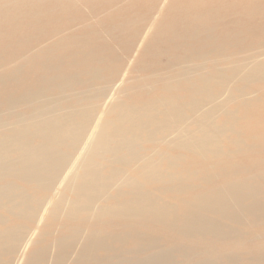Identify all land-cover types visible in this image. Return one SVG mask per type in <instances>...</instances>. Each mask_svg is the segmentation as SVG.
Instances as JSON below:
<instances>
[{
  "label": "bare ground",
  "instance_id": "bare-ground-1",
  "mask_svg": "<svg viewBox=\"0 0 264 264\" xmlns=\"http://www.w3.org/2000/svg\"><path fill=\"white\" fill-rule=\"evenodd\" d=\"M183 37L192 38L190 30ZM94 70L84 55L67 68L41 62L34 78L23 75L19 100L0 105V264H264V174L249 180L240 167L226 171L231 153L247 144L264 145L263 117L250 125L256 138L250 135L245 143L239 131L228 136L232 123L211 119L215 109L231 113L229 102L246 92V83L264 82V56L234 61L230 72L215 69V76L186 68L164 85L172 89L173 80H186L187 99L116 102L106 117L91 99L58 107L57 101H43L14 111ZM209 79L217 87H209ZM143 130L151 131V139L160 131L170 148L141 152ZM173 149L188 152L190 168L205 170L195 175L206 180L205 190L176 175L185 154ZM212 165L225 166L224 173L212 179ZM158 182L173 183L180 192L176 205L168 203L167 193L161 195L171 194L167 186H153ZM236 222L256 226L247 258L233 251L232 242L240 238L229 226Z\"/></svg>",
  "mask_w": 264,
  "mask_h": 264
},
{
  "label": "rangeland",
  "instance_id": "rangeland-1",
  "mask_svg": "<svg viewBox=\"0 0 264 264\" xmlns=\"http://www.w3.org/2000/svg\"><path fill=\"white\" fill-rule=\"evenodd\" d=\"M193 17L197 20L192 22ZM184 30H190L192 38L185 39ZM0 39V105L19 100L23 75L27 74L28 80L34 78L41 62L67 68L72 58L84 55L95 75L81 72L79 82H68L73 85L63 90L44 91L39 99L18 105L14 111L25 112L43 101H57L58 107L91 99L106 117L109 106L116 102L141 105L146 99L156 104L169 103L172 98L187 99L190 90L186 80H173L172 89L164 85L165 80L186 68L215 76V69L230 72L234 61L244 64L264 56V0H0ZM190 55L193 60L183 62V57ZM196 81L200 78L193 77L192 82ZM207 85L217 87L214 79ZM245 88L246 92L229 102L231 113L221 109L211 113L217 123H232L233 131L228 136L239 131L244 143L249 142L248 136H257L250 129L257 116L263 117L264 125V82H249ZM7 114L9 111L1 115ZM194 126L184 125L182 130ZM150 132H142L141 152L170 148L162 141L160 131L154 139ZM173 151L185 154L184 161L174 169L176 175H184L191 188L205 190L206 180L195 179L205 170L197 165L190 168L186 150ZM229 160L232 166L226 171L240 167L244 170L239 172L242 178L256 180L260 172L264 174V145L247 144L242 151L231 153ZM224 167L212 165L209 175L212 179L220 176ZM153 186L169 188L171 194L161 191V195L167 193L168 203L176 205L180 201L173 183ZM261 200L264 203V194ZM214 219L222 222L219 216ZM260 225L262 228L264 223ZM230 227L231 234L237 230L240 238L232 242L234 253L238 258L249 257L255 245L250 242L255 224L236 222L232 224L235 228ZM261 231L262 236L264 227ZM176 256L182 259L180 252Z\"/></svg>",
  "mask_w": 264,
  "mask_h": 264
}]
</instances>
